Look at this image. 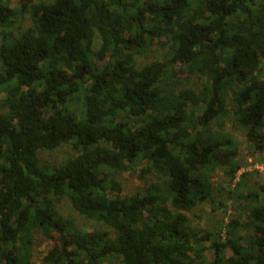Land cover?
Here are the masks:
<instances>
[{
	"label": "trees",
	"instance_id": "obj_1",
	"mask_svg": "<svg viewBox=\"0 0 264 264\" xmlns=\"http://www.w3.org/2000/svg\"><path fill=\"white\" fill-rule=\"evenodd\" d=\"M11 1L0 0V264H32L48 240L41 264H264V188L244 189L222 128L232 116L264 151V0ZM154 46L167 60L141 65ZM65 145L76 154L62 164L43 157ZM138 169L144 187L123 195L117 178ZM219 169L239 177L226 192L239 217L195 228L188 214L217 202ZM65 199L108 229L78 227Z\"/></svg>",
	"mask_w": 264,
	"mask_h": 264
},
{
	"label": "rangeland",
	"instance_id": "obj_2",
	"mask_svg": "<svg viewBox=\"0 0 264 264\" xmlns=\"http://www.w3.org/2000/svg\"><path fill=\"white\" fill-rule=\"evenodd\" d=\"M55 1L56 0H37L36 3L45 2L49 4ZM19 4V0L11 1V6L13 8H18ZM18 25H20L23 29H27L31 26V21L27 20L26 22ZM17 26H15V28H17ZM2 32L3 29L0 28V38ZM168 52V47L154 46L152 49H150V51H148L146 55L139 57L138 60L141 65H147L154 61L165 62V60L168 58ZM1 66L2 64L0 62V69ZM177 69H179V67H177ZM184 78L190 77L186 75ZM192 80L195 83L193 88H196L198 81H196V78H193ZM222 128L225 134L234 137L238 142L239 159L242 160L244 164L239 175L242 173H248L246 184H244V189L248 190L254 187H258V189L264 188V151H255L252 147H250V144L246 139V131L234 123L232 116L224 121ZM75 154L76 152L71 145H65L53 152L45 153L43 157L50 160L51 163L59 165L65 162L68 158L73 157ZM138 177L139 169L138 171L136 170L135 172L123 174L117 178L119 183L122 185L123 195L128 196L144 187L143 181ZM212 182L215 184L217 190V202L215 204L200 205L190 212V214H188L190 223L195 228H207L212 230L213 228H217V223L219 221L225 220V223H228L230 220L237 218V214L239 217L240 210L237 211V208L242 206L243 203L241 202L239 205H237L236 202L239 201L229 199L228 195L226 194V192L230 191L231 188H234L233 186L239 182V177L231 184V181L224 174V171L219 169L213 174ZM241 192H243V190H241ZM260 196H264L263 190L260 191ZM59 210L66 218L76 222L78 227L85 230L86 232L106 231L108 229L104 225L90 221L78 214V212L73 209L68 199H65L62 202V204L59 206ZM223 238H225V236ZM53 244L54 242L50 240L38 243L33 251L32 264H41L43 258L53 247ZM204 246L206 248L204 252V258L208 262H212L215 255L211 248V243L207 242ZM230 254L231 253L228 252L229 256ZM111 264H122V262L118 260Z\"/></svg>",
	"mask_w": 264,
	"mask_h": 264
}]
</instances>
